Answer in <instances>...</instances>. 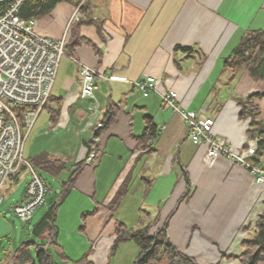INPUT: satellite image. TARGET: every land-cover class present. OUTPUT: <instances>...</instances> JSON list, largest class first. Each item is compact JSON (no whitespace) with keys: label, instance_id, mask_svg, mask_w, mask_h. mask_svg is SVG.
Segmentation results:
<instances>
[{"label":"crops","instance_id":"crops-1","mask_svg":"<svg viewBox=\"0 0 264 264\" xmlns=\"http://www.w3.org/2000/svg\"><path fill=\"white\" fill-rule=\"evenodd\" d=\"M77 4L58 3L36 19V32L60 36ZM81 11L82 17L70 25L67 36L69 40L73 32L86 41L65 48L51 89L50 104L58 109L57 120L46 119L35 127L32 140L36 143L31 146H39L30 147L28 155L30 151L31 155L42 151L65 155L71 169L85 159V144L97 140V155L83 166L65 202L70 204L72 196L78 201L70 209L72 227L80 219L95 233L108 227L109 238L78 242L81 250L68 254L58 241L54 249L75 263L88 253L82 264H134L137 244L124 241L115 250L110 219L100 224L95 223V216L82 219L83 214L89 213V217L97 210L92 203L106 205L114 183L128 179L129 185L134 177L147 184L148 198L134 207V216L139 218L134 227L154 217L161 225L170 216L168 240L198 264H240L236 256L262 210L264 186L254 182L246 167L225 156H219L211 166L204 164L206 145L191 141L181 115L162 105V94L176 92L183 110L212 105L216 112L213 131L224 136L231 148L245 147L246 125L238 118L236 101L253 93L264 94V81L251 79L243 69L227 70L223 64L245 31L264 30V0H85ZM81 19L85 22L76 27ZM78 61L94 70L95 95L85 112L75 97L79 91ZM143 74L157 80L156 89L147 96L133 85ZM255 102L264 120V96ZM98 104L101 109L105 105L103 114ZM111 104L115 120L97 138L93 129L86 133L81 120L86 118L93 126ZM147 116L157 126V137L143 147L139 136ZM50 129L54 143L42 139ZM57 144H67L73 152L57 148ZM260 159L264 161V155ZM65 171L68 175L69 170ZM106 172L109 186L105 188ZM186 191L188 198L181 199ZM24 195L25 188L17 203ZM57 228L60 233V226Z\"/></svg>","mask_w":264,"mask_h":264},{"label":"built area","instance_id":"built-area-1","mask_svg":"<svg viewBox=\"0 0 264 264\" xmlns=\"http://www.w3.org/2000/svg\"><path fill=\"white\" fill-rule=\"evenodd\" d=\"M25 1L0 0V193L8 178L21 170L27 171L29 180L24 199L16 203L10 213L28 221L33 211L44 203L48 185L35 165L24 156L25 139L47 105L59 62L65 54L68 29L82 17L81 6L85 0L79 1L58 37L37 33L36 19L19 15ZM78 63L79 91L75 97L83 100L95 89L94 70L80 61ZM156 83L154 76L143 74L133 85L147 96L156 89ZM162 105L181 115L193 143L206 145L204 164L212 165L219 156H225L246 167L254 182L264 186V164L250 160L257 147L255 138L246 139V146L242 149H233L224 136L213 131L216 112L212 105L206 103L196 110H183L174 91L162 94ZM103 118L102 115L99 123L92 127L94 131L101 126ZM93 157L92 153L88 160ZM1 201L0 196V204Z\"/></svg>","mask_w":264,"mask_h":264},{"label":"trees","instance_id":"trees-1","mask_svg":"<svg viewBox=\"0 0 264 264\" xmlns=\"http://www.w3.org/2000/svg\"><path fill=\"white\" fill-rule=\"evenodd\" d=\"M73 1L79 3L80 0H26L19 9V15L25 19H39L48 14L58 3ZM83 5L81 6V9ZM82 19L75 23L76 27L82 24ZM99 29V24L97 25ZM83 37H79L72 32L70 39L67 41V46L75 47L84 42ZM86 41V40H85ZM188 51V48H183ZM223 67L232 72L240 69L245 70L251 79L255 81H264V30L250 29L245 31L238 44L232 52L224 59ZM264 96V94L253 93L246 97H239L236 101L239 106L238 118L246 125V138H255L257 147L255 154L250 158L255 164H264L260 159L264 155V120L259 117L260 109L256 104V98ZM50 97L48 103H50ZM92 99L81 101L84 109L89 107V102ZM113 104L108 105L102 124L95 130L94 137L102 134L106 128L115 120L116 110ZM105 105H103V109ZM50 120L55 122L58 116V109H51ZM89 129L90 122L87 119L81 120ZM79 133V131L77 132ZM157 137V126L151 116L145 119V127L141 136H139L140 145L145 147L148 141ZM87 156L82 161L76 163L71 169L67 167L66 161L59 157H53L48 152L42 151L32 156H29V161L35 165L40 174L47 173L55 178H58L61 172L69 170L66 179H58L62 183V191L60 199L53 201L47 209L41 220L33 228V233L36 236L44 238L46 242L34 243V252L30 249V242H24L14 251L10 252L6 258L0 259V264H61L59 261L69 262L68 257L62 251H56L52 254L49 251L50 246L55 248L58 246L57 232L58 228L55 224L58 205L68 196L75 185V182L83 168L88 162L90 154L94 157L98 153V142L96 139L87 142ZM246 146V144H245ZM69 151L72 150L68 147ZM73 152V151H72ZM43 176V175H42ZM17 177V176H13ZM46 180V179H45ZM128 180V179H127ZM121 183L119 189L114 193L111 200L106 203V207L110 212H114L117 206L122 201L128 190V181ZM47 185L48 182L46 181ZM50 187L48 186V191ZM188 191L182 195L181 199L188 198ZM180 199V200H181ZM97 208V207H96ZM11 209V208H10ZM91 214L93 211L90 212ZM89 213L83 214L82 219L88 216ZM170 216L162 223L158 224V217L151 220L141 222L135 228L127 227L123 222H115V244L127 240H133L138 246V253L134 258V264H198L196 260L174 246L167 237L166 227ZM155 227L151 234V228ZM114 244V247H115ZM241 252L236 256L240 264H264V209L258 213V217L253 224L252 234L249 237L243 238L241 241ZM58 260L56 259V257ZM85 257L76 262L82 264Z\"/></svg>","mask_w":264,"mask_h":264},{"label":"rangeland","instance_id":"rangeland-1","mask_svg":"<svg viewBox=\"0 0 264 264\" xmlns=\"http://www.w3.org/2000/svg\"><path fill=\"white\" fill-rule=\"evenodd\" d=\"M94 83H95V81H94ZM94 94H95V92H94ZM54 107H56V106L54 105ZM51 109H52L51 104L48 103L45 106V108L43 110H41L40 114L38 115L34 127L31 128V130L28 134V137L24 143V156L26 158H28L29 155L32 156L31 151L28 155L30 147H31L30 150H34V149L38 148L39 144H38L37 148L34 145L31 146L32 142L36 143L35 141L32 140L33 139L32 134L35 132V130H36L35 127L37 125L41 124L46 119L47 120L50 119V114H51L50 110ZM53 109H57V108H53ZM65 118L66 117H65V113H64V119ZM82 124L84 125V123H82ZM84 126L86 127L85 132L88 133L89 129L87 128L86 125H84ZM91 129L92 128H90V132H91ZM48 131H49V134L46 136H42V139L45 141L50 140L51 143H54L56 138L53 136L54 134H53L51 129ZM85 135H88V134H85ZM85 147H86L85 152L87 154L86 144H85ZM57 148H61V149L67 148L68 149V145L67 144H64V145L57 144ZM86 154H85V156H87ZM51 156H53V157L60 156L62 159H64L66 161V164H67V159H66L65 155L61 156V155L51 154ZM209 166H211V165H209ZM41 173H42L43 177L46 179V181L48 182V186L50 187V190L45 195L44 203L42 205L38 206L33 211V213L30 216V219L28 221H23L21 218H19L15 214H11L8 211V209L12 208L19 201L20 195H21V193H23V190H24V188H25V186L29 180V174L27 173V171L21 170L17 174L16 180H14L12 177L8 178L5 181V183L1 189L0 196L2 198V201L0 204V259L6 258V256L10 252H14L19 247V245H21L24 242H30V249L32 250V252H34L35 246L33 244H31V242H34V243L46 242V240L44 238L36 236L33 233V228L41 220V218L43 217V215L45 214L47 209L50 207L52 202L58 201L60 199V194L62 191V183L59 180L62 178H65L67 176V173H66V171L61 172L60 175L58 176V178H55L54 176H51L47 173H43V172H41ZM106 176H107V172H106V175H105V178L103 181V184L105 183V188L109 186V183L106 182ZM138 181L134 177L131 179V181L128 185V191L126 192V195L122 199V201H121L122 203L120 202L121 205L119 204L117 206V209H116L117 211L115 210L114 212H110V210L108 208H106V206H104L102 204L99 205V203H97V202H96V204L92 203L93 204L92 208H94L95 206H97L98 208L91 216H89V217L87 216L85 218V220L87 219V221H88L89 218H92L95 216V220H96L95 223L100 224V222L101 223L105 222V220L108 218V222L111 220L110 223H112V224L114 223V225H115L116 221H120V222H123L127 227L135 228L133 225V222H135L136 219H139V218L134 216L136 213L134 211V207L136 204H141L143 202V200L145 199V197H146V200H148L147 193L145 191L147 184L145 182H142V184H141V182L139 183ZM120 185H121L120 182L117 184L116 183L113 184V188L110 190V193H109L110 198L106 203H108L111 200L112 196L119 189ZM100 194H99V196H100ZM72 197L73 198L70 201V204L65 202V199H66L65 198L58 205L57 212L59 211L58 209L60 207H63V208H61V211L59 213H57V214H59V219L55 220V221H57L55 224L59 225L61 228V232L60 233L57 232V241L60 244L66 246L65 250H68V251L67 252L65 250L64 251L67 254L69 252H74V250H76V251L81 250V246H79V244H76L78 242H84V241L90 242V240H93V239H95V240H103V239L107 240V238H109L108 231H107L108 227H106L105 230H103L101 228V229H99V231L97 233H95V231L93 232L91 230V225H90V228H87L86 223L84 221H82L81 219H80V222H78V224L76 226L72 227L73 223H72V219H71L72 217H71L70 209L73 206V203L78 202V201H75L74 196H72ZM97 200H99V199H97ZM263 209H264V202H263L262 210ZM109 215H110V217H109ZM139 216L141 217L140 220L143 221L144 217H145L143 212H140ZM257 217H258V214H257ZM257 217H256V219H257ZM79 226H80V229H79ZM114 230H115V226L113 228V245L115 244L114 243L115 242ZM153 232H154V230L152 229L150 233L152 234ZM99 234H100V236L98 238H96V236ZM127 241H130V242L135 244V242L133 240H127ZM71 243H73V244H71ZM120 243L121 242L115 244V250ZM69 245L72 247V251H70L71 249H69V247H68ZM85 248H86V252H87L88 251L87 245ZM112 249L113 248L110 249L111 253H112ZM49 251L54 255L56 254V251L52 246H50ZM83 256L86 258L88 256V253L84 254ZM111 256H109V257H111ZM56 259L58 260L57 257H56ZM58 262H60L61 264H76L74 261H72V259L67 263L64 261H59V260H58Z\"/></svg>","mask_w":264,"mask_h":264},{"label":"bare ground","instance_id":"bare-ground-1","mask_svg":"<svg viewBox=\"0 0 264 264\" xmlns=\"http://www.w3.org/2000/svg\"><path fill=\"white\" fill-rule=\"evenodd\" d=\"M94 92H95V89L93 90L92 95H91L90 97H88V98L94 97V95H95ZM88 98H86V99H88ZM83 100H85V99H83ZM81 101H82V100H81ZM98 105H99V104H98ZM98 108H99V110L101 111V113L103 114V110H104V109H101L100 105L98 106ZM101 117H102V116H101ZM100 119H101V118H100ZM100 119H98V120L96 121V123L93 125V127L99 123ZM90 128H92V126H91ZM90 128H89V130H88V134H89V132H90Z\"/></svg>","mask_w":264,"mask_h":264},{"label":"water","instance_id":"water-1","mask_svg":"<svg viewBox=\"0 0 264 264\" xmlns=\"http://www.w3.org/2000/svg\"><path fill=\"white\" fill-rule=\"evenodd\" d=\"M8 211L10 212V210L8 209Z\"/></svg>","mask_w":264,"mask_h":264}]
</instances>
